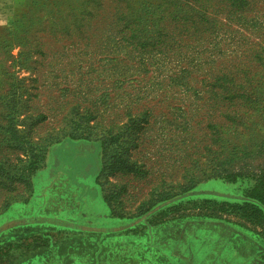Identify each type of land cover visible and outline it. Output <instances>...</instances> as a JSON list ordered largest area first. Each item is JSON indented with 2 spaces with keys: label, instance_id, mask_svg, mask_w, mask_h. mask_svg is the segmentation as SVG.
Instances as JSON below:
<instances>
[{
  "label": "rangeland",
  "instance_id": "1",
  "mask_svg": "<svg viewBox=\"0 0 264 264\" xmlns=\"http://www.w3.org/2000/svg\"><path fill=\"white\" fill-rule=\"evenodd\" d=\"M1 1L0 264H264L214 205L264 170V7L187 37L171 0Z\"/></svg>",
  "mask_w": 264,
  "mask_h": 264
},
{
  "label": "trees",
  "instance_id": "2",
  "mask_svg": "<svg viewBox=\"0 0 264 264\" xmlns=\"http://www.w3.org/2000/svg\"><path fill=\"white\" fill-rule=\"evenodd\" d=\"M114 1V0H112ZM127 1L128 5L135 1L137 5H142L144 1L151 0H115L116 3ZM176 9L165 10L162 18L171 19L176 24V28L171 30L176 36L191 37L194 34L206 32L208 23L214 18H218L225 23L244 21L250 18L254 12L263 11L264 0H171ZM172 5V3H168ZM98 5V4H97ZM127 5V6H128ZM191 10L189 13L184 11ZM162 6L157 7L160 9ZM167 7V6H166ZM169 7V6H168ZM98 8V7H97ZM155 16V15H154ZM157 17V16H155ZM213 30V29H212ZM264 64V62H263ZM264 75H261L255 82L264 81ZM250 78L248 77V81ZM254 185L243 197L225 196L224 198L232 200L231 202H220L217 205L220 210L227 208L231 213L239 215L249 222L264 226V170L255 174L253 177ZM189 194L187 196H191ZM219 196V195H218ZM208 201V200H206ZM208 201L207 203H212ZM237 202V203H236Z\"/></svg>",
  "mask_w": 264,
  "mask_h": 264
},
{
  "label": "crops",
  "instance_id": "3",
  "mask_svg": "<svg viewBox=\"0 0 264 264\" xmlns=\"http://www.w3.org/2000/svg\"><path fill=\"white\" fill-rule=\"evenodd\" d=\"M0 3H2V1L0 0ZM140 226H142V225H137V227L135 228L136 230H137V228H139V229H141V227ZM160 226V225H159ZM158 225H151L150 226V230H151V228H153V227H156L157 229H158V227H159ZM184 228H192V226H189V225H183L180 229H179V231L175 234V235H171V239H168V241H170V243L173 241H175L174 242V247L176 246V245H178L179 246V243H181V242H183V241H187L186 239H184L183 240V230H184ZM128 229H125V232L127 231ZM191 232H193V231H191ZM126 234V233H125ZM153 234V233H152ZM136 236V238L135 237H132L133 239H132V241H137V235H135ZM175 236V237H174ZM172 240V241H171ZM204 240V239H203ZM139 241V240H138ZM148 241H149V239H148ZM222 241H224V240H220V241H217L218 243H220V242H222ZM149 243H150V245H153L154 246V244H152V240H151V242L149 241ZM160 245H165L164 243H166V241H164V240H160Z\"/></svg>",
  "mask_w": 264,
  "mask_h": 264
}]
</instances>
